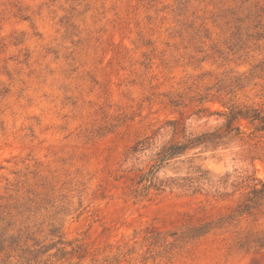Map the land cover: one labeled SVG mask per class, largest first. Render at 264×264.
I'll return each instance as SVG.
<instances>
[{"label":"rangeland","instance_id":"374dc122","mask_svg":"<svg viewBox=\"0 0 264 264\" xmlns=\"http://www.w3.org/2000/svg\"><path fill=\"white\" fill-rule=\"evenodd\" d=\"M238 110L264 0H0V264H264L257 124L159 161Z\"/></svg>","mask_w":264,"mask_h":264},{"label":"trees","instance_id":"16d2710c","mask_svg":"<svg viewBox=\"0 0 264 264\" xmlns=\"http://www.w3.org/2000/svg\"><path fill=\"white\" fill-rule=\"evenodd\" d=\"M242 119L249 120L251 123L257 124L256 130L262 132L264 131V116H261L260 113L255 111V113L249 114L247 112H243V110L232 111L231 116H228L227 129L222 130L221 127L212 132H207L198 136H192L187 143L173 144L160 152L159 161H163L168 156L169 158H171L176 154H183L187 149L197 148L202 145H205L206 147L213 146L218 142L219 139H226L228 137H231L234 130L236 131V135H238L239 133H241L240 125L233 127V123ZM157 165L158 164L154 165L151 171L143 174L142 180L145 179L153 181L156 173L155 166ZM260 183L263 187L261 189L256 187L254 191H264V181L260 180Z\"/></svg>","mask_w":264,"mask_h":264}]
</instances>
